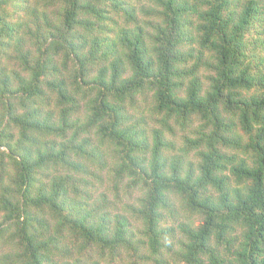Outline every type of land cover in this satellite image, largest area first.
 <instances>
[{
    "label": "trees",
    "instance_id": "1",
    "mask_svg": "<svg viewBox=\"0 0 264 264\" xmlns=\"http://www.w3.org/2000/svg\"><path fill=\"white\" fill-rule=\"evenodd\" d=\"M43 1L0 15L50 40L0 65V264H264V0Z\"/></svg>",
    "mask_w": 264,
    "mask_h": 264
},
{
    "label": "rangeland",
    "instance_id": "2",
    "mask_svg": "<svg viewBox=\"0 0 264 264\" xmlns=\"http://www.w3.org/2000/svg\"><path fill=\"white\" fill-rule=\"evenodd\" d=\"M0 2H1V4H0V15L3 16V19L5 20L4 23L8 22L9 24H12V22L16 21V19L14 16L9 14V10L11 9V7L9 6L8 0H7L8 10H6V9L4 10V8L6 6L5 0H0ZM27 4L29 6V9L25 10V14L28 15V18H34V13L45 10L47 12V14L49 15V21H52V23H54L56 21L57 16H56L55 12L57 11L58 7H60V5H58L56 3H52V5H49L48 3H45L43 0H27ZM3 11H4V13H3ZM7 11H8V13H7ZM37 21H39L40 26H42L41 32L45 31L47 29V26L45 25V21L43 18L42 19L38 18L36 20H30V25H31L30 30H32L34 28V22H37ZM9 34H13L14 37L7 38V33L1 35L3 37H2V41L0 43V51H1L0 52V65H4L3 67H5V69L7 71L12 72L13 70H15V71H18V72L25 74L28 72V70H24V71L20 70L22 68L23 64L21 65L20 60L17 58V56H18L17 52L20 51L21 46L23 48L31 49L33 51L35 45H33L32 43L34 41H40L39 45L42 44L41 47L44 48L46 46V44L49 43L50 40L48 39V40H46V42H44V40H42V39L45 38V36L41 39H38L36 35L31 36V33L26 32L24 30V26H21V24L19 26L12 27V30ZM57 37L58 36L54 37V39L56 41L58 40ZM19 42H20V46L17 48V50H15L14 47L17 44H19ZM43 48H41V49H43ZM185 132L186 131L182 130V128H180L179 126H175L172 134H166V137L169 140H171V142H172L171 143L172 144L171 145L172 150H169L168 151L169 153H179V149L183 145L182 136ZM147 157H148V155H147ZM189 157L193 158V154L190 153ZM88 163H89L88 165L92 164V163H90V161ZM100 165H101L100 163L99 164L95 163V166H100ZM111 179H112V177H110L109 179L106 178V181L103 182L101 185H99L98 186L99 189L93 193V198H94L93 202L94 203L100 202L102 197H103V194H106L107 198H110L111 200H113L114 195H113L112 191L109 190L110 187L112 186L111 185ZM140 193H141V191H140L139 187H137V186H135L133 189H129V191H126L127 196L124 198V200L126 201L127 205H129L130 202H132L135 199V197L139 196ZM119 206H121V204ZM194 223L196 225L200 223L199 219H197L196 216L194 217ZM4 250L6 251V250H8V248L6 247ZM0 254H1V250H0Z\"/></svg>",
    "mask_w": 264,
    "mask_h": 264
}]
</instances>
